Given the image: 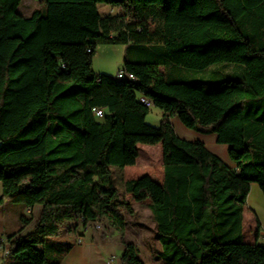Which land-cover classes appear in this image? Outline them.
<instances>
[{
  "label": "trees",
  "instance_id": "obj_1",
  "mask_svg": "<svg viewBox=\"0 0 264 264\" xmlns=\"http://www.w3.org/2000/svg\"><path fill=\"white\" fill-rule=\"evenodd\" d=\"M21 5L0 0V205L41 211L30 233L6 239L7 256L60 264L71 246L48 239L106 223L120 263L144 264L113 171L137 164L138 145H160L162 182L122 186L148 201L162 264H264V244L243 238L250 185L264 196V0H40L29 15ZM102 44L128 45L133 80L93 71ZM141 98L162 112L159 127ZM172 118L214 135L234 167L180 138Z\"/></svg>",
  "mask_w": 264,
  "mask_h": 264
},
{
  "label": "rangeland",
  "instance_id": "obj_2",
  "mask_svg": "<svg viewBox=\"0 0 264 264\" xmlns=\"http://www.w3.org/2000/svg\"><path fill=\"white\" fill-rule=\"evenodd\" d=\"M40 0H22L20 12L24 15H29L33 10L40 8ZM100 13L102 15L112 14L118 12L117 9L106 7V5H100ZM130 44V43H129ZM128 45L122 44H102L96 49V54L92 60V69L97 74H103L109 77H115L118 71L124 70L125 56ZM131 53L129 54V56ZM135 61V60H133ZM162 120V112L151 107L148 115L145 118V122L153 127H159ZM172 125L176 133L180 136V128L186 132V136L189 138H198L206 146L212 148H222L223 146L215 144L214 135H200L193 131H190L182 126V124L176 118H172ZM140 156L137 160V164L127 171L114 170L113 175L117 183L121 198L131 205L132 213H124L123 216L126 221V239L127 241L134 242L139 245L140 258L144 264H161L158 254L160 252V244L157 240L156 225L153 221L152 215L148 208V203L136 202L130 195L125 194L122 186L123 180H132L138 177L148 175L154 181L162 180V148L160 145L147 146L138 145ZM222 158L219 154H217ZM148 202V201H147ZM16 206V212L21 210L23 212L25 206L23 205H11ZM21 215V213H20ZM19 215V217H20ZM23 215V214H22ZM21 220V219H20ZM100 228L97 229L96 226ZM248 223L246 224V226ZM89 230L93 233L100 235L104 233H110V229L106 223H94L89 225Z\"/></svg>",
  "mask_w": 264,
  "mask_h": 264
},
{
  "label": "crops",
  "instance_id": "obj_3",
  "mask_svg": "<svg viewBox=\"0 0 264 264\" xmlns=\"http://www.w3.org/2000/svg\"><path fill=\"white\" fill-rule=\"evenodd\" d=\"M99 7L100 6H98V11L100 13ZM117 10L118 12L115 14H120V10ZM180 132V136L177 133L176 134L182 139L188 141H195L198 139L189 138L188 135L186 136V132L182 128H180ZM206 148L216 156L219 154L222 158L218 157L226 165L232 168L234 167L228 159L226 146H223L222 148H210L206 146ZM128 169L130 168L124 169V171H127ZM156 182L161 183L162 180ZM1 197L2 186L0 184V198ZM146 203L148 202L146 201ZM11 205H13V203L9 201H4V203L0 205V264H21L7 256L6 239L12 235L18 234L22 228L21 235L30 233L33 230L34 223L41 211V207L36 206L32 209L24 208L23 212H21V210L16 212V209L18 208H14L16 206ZM22 217L29 220L24 226L20 220ZM257 222H259L258 226ZM247 223L248 225L246 226ZM72 225L77 226L72 232L63 234L58 238H50L47 241L48 244L71 246L60 264H121L120 258L123 253V245L120 242L118 234L111 231L110 233H104L105 236H102L101 234L97 235L93 233L89 229L82 230L78 223ZM243 238L246 243L257 242L264 244V196L256 184L250 185V192L246 200V207L243 213ZM78 240L81 242L77 244ZM112 258H115V260L111 263L110 260ZM160 263L162 264L161 261Z\"/></svg>",
  "mask_w": 264,
  "mask_h": 264
},
{
  "label": "built area",
  "instance_id": "obj_4",
  "mask_svg": "<svg viewBox=\"0 0 264 264\" xmlns=\"http://www.w3.org/2000/svg\"><path fill=\"white\" fill-rule=\"evenodd\" d=\"M115 77H116V79H118V80H123V79L133 80V79H134V77H133L131 74L125 73V72H123V71H118V72L116 73V76H115ZM140 101H141V103H143L146 107H148V108H151V107H152V104H151L150 101H147V100H145V99H143V98H141ZM93 111H94L96 117H99V118L102 117V111H101L100 109H94ZM89 225H90V224H89ZM89 225H88L84 230H88V229H89ZM96 228L99 229L100 227L97 225ZM80 242H81V241L78 240V241H77V244L80 243ZM114 260H115V258H112V259L110 260V262L112 263Z\"/></svg>",
  "mask_w": 264,
  "mask_h": 264
}]
</instances>
